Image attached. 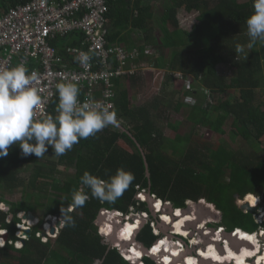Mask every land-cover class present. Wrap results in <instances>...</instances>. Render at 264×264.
Returning a JSON list of instances; mask_svg holds the SVG:
<instances>
[{
	"label": "trees",
	"instance_id": "trees-1",
	"mask_svg": "<svg viewBox=\"0 0 264 264\" xmlns=\"http://www.w3.org/2000/svg\"><path fill=\"white\" fill-rule=\"evenodd\" d=\"M30 1L0 0V18ZM105 1L110 8L108 24L112 44L123 39L128 45H134L132 31L139 30L159 54V58L141 55L128 60L130 65L146 61L152 68L193 78L201 86L185 91L182 102L177 103L174 100L168 103L164 86L159 98L136 106L125 85L126 77L119 78L114 90L115 110L118 120L123 122L121 128L110 125L96 136L80 140L62 156H55L49 147L42 158L34 154L24 157L18 144L10 146L9 154L0 158V231L7 233L6 245L0 248V264H131L117 248L104 242L95 222L105 210H116L125 216L147 213L149 222L137 239L152 251L159 236L155 235L151 223L157 226L159 220L149 203L138 199L143 193L170 203L174 209L185 210L190 203L211 202L223 217L220 227L228 233L242 230L235 233L237 242L249 241L241 250L253 252L252 234L263 231L264 222L258 221L259 211L241 210L242 205L236 198V195L260 198L264 190V41L257 40L252 48L247 47L250 38L246 21L254 13L253 0H163L164 11L156 20H153L154 0ZM181 9L199 13L198 22L191 30L183 29L179 22ZM82 39L84 35L76 33L65 38L58 36L50 44L59 50L64 63L74 64L69 58L73 56L78 63V56L69 49L79 47ZM238 47L243 50L237 51ZM221 65L235 69L230 80L219 73ZM129 80L131 86L140 81L139 77ZM145 81L141 88H146ZM219 91L226 95L233 91L237 96L217 101L213 93ZM189 97L196 99L195 106L184 104L190 103L186 100ZM58 101L59 97L53 103V115ZM173 112L181 113L184 120L173 124ZM231 121L232 128L227 132L225 127ZM205 128L214 134L227 135L232 144L241 138L249 147L234 150L202 139ZM166 129H172L175 138H169ZM47 157L56 160L49 161ZM121 167L132 172L135 180L120 198L114 203L102 202L92 198L86 189L90 199L82 208L68 213L74 217L75 226L64 224L53 240L44 242L38 237L45 234L48 216L63 219L62 209H67L72 202L73 191L82 187L80 178L85 171L108 180ZM71 170L72 177L63 174ZM15 193H21L22 199L14 202L6 199V195ZM6 203L11 205L8 211L2 208ZM156 206L162 203L157 202ZM21 213H33L40 223L30 229L25 247L18 249L15 245L20 240L17 235ZM101 226L102 232L108 234L104 222ZM136 230L133 226L130 236H124L123 225L120 237L131 241ZM199 239L195 237L194 241L200 244ZM225 250L235 251L232 247ZM129 251L140 260L144 256L141 249L133 247ZM125 256L133 257L130 252ZM144 263L156 264L150 258H145Z\"/></svg>",
	"mask_w": 264,
	"mask_h": 264
},
{
	"label": "clouds",
	"instance_id": "clouds-1",
	"mask_svg": "<svg viewBox=\"0 0 264 264\" xmlns=\"http://www.w3.org/2000/svg\"><path fill=\"white\" fill-rule=\"evenodd\" d=\"M253 8L254 13L246 21L247 34L250 38L249 43L247 44L248 48H252L257 40L264 41V0H253ZM183 10L184 9H181L179 13ZM242 50L243 49L240 47H238L237 49V51ZM177 78L183 79L186 83V86L187 83L190 82V78L187 79L182 74H178ZM37 79L38 73L36 71L29 72V69L23 63H19L16 66L6 70H0V158L5 157L9 154V148L13 144L19 145L21 154L24 157L34 154L36 157L42 158L48 152L49 147L53 149L55 156H62L68 151L72 150L73 146L78 144L80 140L94 137L97 135V133L101 132L106 127L118 124L119 121L117 112L114 110L112 104L101 107L98 103L90 104L87 101L80 102V88L77 83H74L72 81L62 82L57 85L59 101L56 105L57 112H55V115L51 113L52 115H48L45 119L38 118L37 109L42 104L43 98L39 90L33 86L34 82ZM187 89L190 90L191 87ZM220 97H224V93H222V96ZM32 141L35 142L33 143ZM134 180L135 175L130 171H126L123 167L117 169L116 174L111 176L108 180H103L85 171L80 178V184L82 185V187L73 191L72 202L69 203L67 209H62L63 219L61 218V216L60 218H57V216H49L48 218L53 221V227L56 231V238L59 235L61 229L64 227V224L73 227L75 226L74 217L68 213L74 211V209L82 208L90 199V196L86 189L90 190L92 198L99 199L102 202L114 203L124 194V192L129 188ZM141 195L145 196V193ZM141 195L138 196V199L143 202L149 203L147 198L145 200L143 197H141ZM158 202H161L163 204V210H158L159 213L163 212L164 214L166 209L169 210L168 207L164 206L165 204L169 203H165L162 200H159ZM156 203H154L153 205V215L155 217H158V215H155V212H157V209L155 207ZM175 210H181V212L183 211V209L174 208L173 211H170L172 213L175 212ZM106 211L108 212L107 214H109V211ZM116 212L117 214L122 215L119 217V219H123L122 224L124 225L126 219H128L130 215L125 216L118 211ZM102 213L104 214L105 211H103ZM139 214L147 215V213ZM21 215L23 216L20 217L22 219V222H26L27 224H20L19 232L24 233L28 237L29 232L27 233L26 231L27 229L29 230L31 228H27V226H37L40 223V220L36 218V220L33 222L29 219L24 218L26 216L25 213H21L20 216ZM171 216L173 217V215ZM149 219H144L142 221H146L147 224L149 222ZM162 220L163 219H161L160 221ZM58 221H60L61 223V226L59 228L55 226ZM45 224L44 228L45 230H47V235L51 236L49 231L52 225H50L48 222H45ZM157 226H159V224H157ZM219 229V233L221 231L223 232V240L225 241V244L227 242H230L226 237V234L224 233V228L221 227ZM157 230L159 232L154 231V233L155 235L159 236V239L156 241L155 245L167 236L170 240L169 236L171 235L161 231L160 229ZM237 231L242 230H236L230 234L234 236ZM3 232L5 234L3 236L1 235V239L5 238L4 240L7 242V233L5 231ZM214 232L217 233L218 231L214 230ZM99 234L100 236H103L102 233ZM255 234L257 235V233ZM43 235L45 236L46 233ZM182 236L180 237V239H182L181 249L184 251L191 250L190 248L192 247V245L189 246L187 242L182 238ZM211 236H213V234ZM56 238L53 237L52 239ZM19 239L20 240L17 243L22 242V244L25 245V241L21 240V238ZM171 239L174 241L178 240L177 242H180L177 237L173 236V238ZM129 243V246H131L132 244V247L133 244H136L134 241ZM261 243L264 246V243ZM200 244L197 243L194 246V250H205L206 247H201L199 246ZM5 245L6 243L3 245V247ZM111 247L117 248L126 261L131 264H135L126 258L121 246ZM219 247L221 248V246ZM146 248L148 251H150V248ZM191 253L189 254L192 256ZM200 256L202 257L201 254ZM194 257H197V255ZM145 258L151 259L149 255L144 254L143 259L141 258L142 264H145ZM155 262L156 264H158L157 261ZM254 262L256 261L252 260L251 263L253 264Z\"/></svg>",
	"mask_w": 264,
	"mask_h": 264
},
{
	"label": "built area",
	"instance_id": "built-area-1",
	"mask_svg": "<svg viewBox=\"0 0 264 264\" xmlns=\"http://www.w3.org/2000/svg\"><path fill=\"white\" fill-rule=\"evenodd\" d=\"M109 11L105 0H32L0 18V70L23 63L29 72L38 73L33 84L43 98L38 118L52 115V105L59 97L57 85L68 81L78 84L80 102L101 107L112 104L115 110L113 80L129 74L128 60L138 53L110 42ZM73 32H81L88 45V52L69 49L78 56L76 69L64 63L59 50L50 44ZM186 100L194 103L192 98Z\"/></svg>",
	"mask_w": 264,
	"mask_h": 264
},
{
	"label": "rangeland",
	"instance_id": "rangeland-1",
	"mask_svg": "<svg viewBox=\"0 0 264 264\" xmlns=\"http://www.w3.org/2000/svg\"><path fill=\"white\" fill-rule=\"evenodd\" d=\"M163 0H157L156 2H162ZM241 2H245V1H247V0H240ZM156 2H155V5H156V7H157V15L158 16H160L161 14H162V12H160V9H161V7L160 6H157V4H156ZM165 3V2H164ZM198 16H199V14L197 13V12H192V13H189V12H186L185 10H183V11H181L180 12V21H181V25H182V28L183 29H186V30H191L192 29V27H193V25L194 24H196L198 21H197V19H198ZM263 47V49H262V51H263V53H264V45H262ZM234 68L232 67V66H230V65H221V66H219V73L223 76H226V77H228V80H230L232 77H233V73H234ZM163 75H165V73H162ZM162 74H159L160 75V77H162L161 75ZM177 75V74H176ZM179 75H181V74H179ZM160 77H155V78H157V79H159L157 82H154V84H152L151 83V79H148L147 81H145V83H146V89H143V90H141L140 92L139 91H136V89L135 88H133L132 87V95H133V97H134V103H135V105L136 106H142L143 104H145V103H147V102H151L152 100H154L155 98H159L160 97V95H161V90H162V86H163V84H164V82L166 81V78H167V76H166V78L163 80V81H160ZM192 78H190V84H191V88H192V86H193V80H191ZM200 86H201V84H199V83H196V87H199L200 88ZM184 87H183V84H182V82H178V85L177 86H175V85H173V87H171V88H169V91H172V90H175V94H169L168 93V103L170 102V101H172V100H174L176 103L177 102H182V96L184 95V93H185V91L187 90V88L185 87L184 89H183ZM178 92H177V91ZM190 91V90H189ZM214 96H215V98L218 100V99H220L221 97L220 96H222V92H215V94H214ZM235 96H237V94L235 93V92H233V91H231V92H228L227 93V95L226 94H224V97H235ZM192 98V97H191ZM192 100L193 101H195L196 102V100L194 99V98H192ZM184 120V117H183V115L181 114V113H179V114H177V113H175V112H173V114H172V116H171V122L174 124V123H177L178 121H183ZM231 124V125H230ZM209 127V126H208ZM231 128H232V121H231V123L229 122L227 125H226V127H225V130L227 131V132H230V130H231ZM182 130L184 131V127H182ZM202 133H203V136H201L202 137V139H205V140H207V141H210V142H212V143H214V144H222V145H228L230 148H232V149H234V150H237V149H244V150H247L248 149V147H249V143L248 142H246L245 140H243V139H241V138H238V140H237V143H234V144H232L231 143V141H230V139L228 138V136L226 135V136H221V135H218V134H214V133H211V129H209V128H205V130H202ZM166 135L169 137V138H175V136H176V133L175 132H173V130L172 129H166ZM121 145L123 146V147H125L126 149H128V150H131V149H129L126 145H125V143L124 142H121ZM262 146H264V139L262 140ZM47 160H56V158L55 157H47ZM49 168V167H48ZM63 170V169H62ZM27 171V169L26 170H24L23 172H26ZM63 174H65L66 176H70V177H72L73 176V171L71 170V171H68L67 173H63ZM54 197V196H53ZM141 197H143L145 200H146V198H145V196H143V195H141ZM259 197L261 198V199H259L260 200V204H257L258 202H256V198H258V197H251V196H248V197H246L247 199V201L248 202H250L251 203V205H259L258 207L259 208H257V210H255L253 213H255V212H258V210H259V215H257V218L259 217V222H264V190L259 194ZM6 199L7 200H9L10 202H14V201H18V200H21L22 199V197H21V193H15V194H9V195H6ZM143 199V200H144ZM41 201H43V200H41ZM205 202V203H204ZM237 202H239L238 200H237ZM236 202V203H237ZM188 205H190V206H188L185 210H183V212H184V214H187V213H189V212H191V213H194L195 215H196V220H195V217H194V221L196 222L195 224V226L194 227H190V228H188V230H186L187 231V233H185V234H182V233H178V232H176V230H174L173 229V227H174V223L172 224V225H170V224H167L165 227H167V229L169 230L168 232H167V234H169V235H171V236H174V237H177L179 240H180V242L178 243L177 241L178 240H176V241H174V240H172L171 238H170V240L168 239V236L167 237H165V239L163 240L165 243H169L171 240V242H173V243H175L177 246H180V247H178V248H180V251H182V249H181V246H182V239H180V237L182 236V235H184V236H182V238L187 242V244L189 245V246H191L192 245V247L190 248L191 249V251H192V255H194V256H196L197 254H199L200 253V251H199V249H198V251L196 252L195 250H194V246L197 244L195 241H196V239H195V241H194V238L195 237H200V239L199 240H201V242H203L204 243V241L201 239V237L202 236H205V237H208L209 239H210V237H212V241H217L218 243H220V242H222V243H220V246H221V248L224 246V242H223V239H222V237L220 236V237H218V236H216L215 235V232H214V230H216V231H220V229L219 228H221L220 226L222 225V219H223V217H221L220 215H221V213L219 212V211H217V208H216V206L214 205V204H212L211 202H206V201H201V202H199V203H197V204H188ZM2 208L4 209V210H9V208L8 207H6L5 205H2ZM239 208L241 209V206H239ZM216 210V211H215ZM242 210V209H241ZM197 212L200 214V216L201 217H199L198 215H197ZM244 212H246V211H244ZM159 212L157 211V212H155V215L157 216L158 215V217H156V218H158V220L160 219H164L163 217V215L166 213V215H169L170 217H172L171 215H173V219L174 220H176L177 219V217H175V212H172L171 213V211L170 210H167L166 209V211H165V213L163 214V212L162 213H159ZM102 212H101V214H100V216H102ZM205 214V215H204ZM209 215H213L212 217L211 216H209ZM100 216H99V218H100ZM127 216V215H126ZM20 217H23L22 215L20 216ZM48 218H49V216L46 218V222H47V220H48ZM99 218H98V220H99ZM136 218H141V220H144V219H149V216L148 215H146V214H134V213H132L130 216H129V219L127 220V221H125V223H124V226H125V224H127V223H129L130 221L131 222H133L134 220H136ZM24 219V218H23ZM98 220L96 221V223H98ZM159 220V221H160ZM164 220H162V221H160L159 222V224L160 223H162ZM178 222H179V224L181 223L180 222V219H178L177 220ZM192 222L191 223H193L194 221H193V219L191 220ZM34 222V221H33ZM27 224L26 222H22L21 223V225H23V224ZM33 225V224H32ZM115 225H121V224H115ZM151 225H152V227H153V229H154V231H158L157 229H159L158 228V226H156L155 224H154V222H152L151 223ZM20 226V225H19ZM19 226H18V228H19ZM45 226H46V224H45ZM111 226V225H110ZM110 226L108 227V230L110 229ZM23 227V226H22ZM33 227H35V226H32V227H28L27 226V228H33ZM187 228V227H186ZM51 229H52V227H51ZM51 229H50V231L49 232H51ZM207 229H210V230H207ZM28 230V229H27ZM30 230V229H29ZM44 230H45V228H44ZM98 232L100 233V230L102 231V227H100V226H98ZM173 230V231H172ZM207 230V231H206ZM226 230L224 229V233L225 234H228L227 232H225ZM30 232V231H29ZM159 232V231H158ZM207 232H208V234H207ZM44 233H46V235L44 236L43 235V233L42 234H40V235H38V237H42V240L44 241V242H46V241H48V239H52L53 237L54 238H56V234L55 235H47L48 233H47V230H45L44 231ZM223 232H221V234H222ZM5 233L3 232V231H0V235H4ZM176 234V235H175ZM180 234H182V235H180ZM207 234V235H206ZM213 234V236H211ZM103 235V234H102ZM120 235V234H119ZM197 235H199V236H197ZM229 235H231V234H229ZM18 238H21V240H23V241H25L26 239H27V236L24 234V233H18ZM188 236V237H187ZM102 238H103V240H104V242H108V240H107V238L103 235V236H101ZM204 237V238H205ZM3 238V237H2ZM208 238H206L208 241H210ZM216 238H218V239H216ZM257 238V240L255 241V239ZM259 238V239H258ZM1 239V238H0ZM5 238H3V239H1L0 240V248L1 247H3V245L6 243V241L4 240ZM121 239H122V237H121ZM53 240V239H52ZM253 240L255 241V243H253L254 244V246L252 247V249H255L253 252H251V256L252 257H250V261L252 262V260L254 259V255L255 254H257V256L259 255V254H261L262 255V257L264 256V246H263V244L261 243V242H264V230L262 231V232H259V233H257V235H254V237H253ZM260 240H261V242H260ZM131 242V241H130ZM200 242V243H201ZM206 243H207V241H205ZM195 243V244H194ZM181 244V245H180ZM208 245H211V243H207ZM260 244V245H259ZM217 245H219V244H217ZM228 245V247H230L229 246V244H227ZM231 245H232V243H231ZM18 249H21V248H23V247H25V245H23L22 244V242H19V243H17L16 245H15ZM203 246V245H202ZM237 246V245H236ZM120 247V246H119ZM157 247V246H156ZM155 247V248H156ZM245 247V246H244ZM247 247V246H246ZM155 248H153V251L155 250ZM208 248V247H207ZM243 247H240L239 249L241 250ZM120 249V248H119ZM262 249H263V251H262ZM197 250V249H196ZM202 250V249H201ZM239 251V250H238ZM14 255H16V256H18L17 254H14ZM190 255V254H189ZM142 259H143V257H141ZM205 258V257H204ZM249 258V257H248ZM189 259V258H188ZM187 259V260H188ZM186 259H183V262H186L187 261ZM204 260H206V258L204 259ZM135 260H133V262H134ZM254 261V260H253ZM0 262H1V260H0ZM139 262H142V260H140ZM234 262V261H233ZM140 264H142V263H140ZM160 264V263H159ZM226 264H232V259H231V261H227L226 262ZM249 264V263H248Z\"/></svg>",
	"mask_w": 264,
	"mask_h": 264
},
{
	"label": "bare ground",
	"instance_id": "bare-ground-1",
	"mask_svg": "<svg viewBox=\"0 0 264 264\" xmlns=\"http://www.w3.org/2000/svg\"><path fill=\"white\" fill-rule=\"evenodd\" d=\"M248 196L249 195H247L246 197H248ZM259 199L260 198H256L255 199L256 202H258L257 204H260V200ZM247 203L251 205L250 202L247 201ZM251 206H254V205H251ZM255 206H257V205H255ZM155 207L157 209L156 211L163 210L162 209V206H160V207L155 206ZM120 216H122V215L121 214H115V213L110 212V211H109V214H105V218L106 219L104 221V224L107 227H109L110 225L111 226H110V229L107 230L108 234H104L101 230H100V233H102L105 237L111 236V234L114 231L113 228H112V226H114L115 224H121L123 222L122 220L119 221V220L116 219L117 217H120ZM163 216H164L163 217L164 218L163 219L164 220L163 221V225H164V229L163 230H165V233H167L169 231L167 229V227H165L167 224L172 225L174 223L173 229L176 230V232L182 233V234L187 233L186 230H188V228L194 227L196 225L195 224L196 222L194 221V217H195V220H196V215L194 213H191V212H189L187 214H184V212H181V210H175V217H177L176 220H174L173 217H170L169 215H166V213ZM128 219H126V221ZM178 219H180V222H181L180 224L177 221ZM192 219L194 221L193 223H191L192 222L191 221ZM107 220L109 222H107ZM141 222L142 221H139V220L136 219L133 222L130 221L129 223L125 224V226H124V234L123 235L124 236H130V232L132 231L133 226H134V229L135 230L136 229H139ZM101 227H103V226H101ZM207 230H210V229H207ZM136 231H134L133 237H134ZM120 232H121V228L118 230V237H119V240L118 241L127 242L128 239H125V237H122V239H121V237L119 235ZM126 232H127V234H126ZM221 232L220 233L217 232L215 234H216V236H218V237L221 236L222 239H224V235H223V233L221 234ZM254 235H256V234H254ZM254 235H252V243H251L252 244V247L254 246L253 243H255V241L253 240ZM133 237H132L131 242L134 241L133 240ZM204 237L205 236H202L201 237V239L204 241V243L200 245L201 247H203L202 245L206 244L205 241L208 242V240L206 238H204ZM233 237H234L235 241L237 242L238 239L236 238V235L235 234H234ZM126 238H129V237H126ZM169 238H173V236H169ZM164 239L165 238H163L162 240H160L153 247V248H155L157 246L154 251H153V249H152V251H150V253H153V254H150V256L155 261H157L158 264L160 262H162L163 264H226V262L227 261H231V259H232V264H248V263L249 264H252L251 261H250V257H252L251 256V253L250 252H246V251H242V250L241 251H237L238 250V246H236V244H233V243L231 245L230 242H227L226 244L230 243V247L234 248L235 251L234 252L227 253L225 249L228 248V245H226L225 243H223L224 246L222 248H220L219 246H220V243H222V242L218 243L216 240L215 241L210 240L209 243H211V245H208L207 244L205 250H203V249L202 250H199L200 251V254L202 255V258H201L202 260L200 261L199 258L194 257L193 255L192 256L189 255V253H191V250H187V251L182 250V251H180V248H178L179 246H177L175 243H173L171 241L169 243H165L163 241ZM216 239H218V238H216ZM223 242H225V241L223 240ZM248 242L249 241H246V240H243L242 239V241L240 240L237 243H247V245H248ZM217 244H219V245H217ZM119 246L120 245L118 243L117 247H119ZM133 247L136 248V250H138V249H141L142 250V248L138 247L136 244H133ZM133 247H132V244H131V246H129L128 249L133 248ZM128 249L123 248L122 251H123L124 254L125 253L128 254V252H130L133 255V257L135 258V262H133V260H134L133 257L130 258V259H128V260L132 261L135 264H140L141 262H139L140 261L139 257L135 253L129 251ZM262 251H263V249H262ZM156 253L158 254V256L156 255ZM142 254H143V250H142ZM204 257L206 258V260H204L205 259ZM183 259H186V260L188 259V260L186 262H183ZM253 260L256 261L253 264H264V256L262 257L261 254H259L258 256H257V254H255Z\"/></svg>",
	"mask_w": 264,
	"mask_h": 264
},
{
	"label": "crops",
	"instance_id": "crops-1",
	"mask_svg": "<svg viewBox=\"0 0 264 264\" xmlns=\"http://www.w3.org/2000/svg\"><path fill=\"white\" fill-rule=\"evenodd\" d=\"M157 0H154V2H153V9H154V13H155V16H154V18H153V20H156V17L158 16L156 13H157V7H156V5H155V2H156ZM162 3H164V2H156V4H157V6H162L161 7V9H160V12H163L164 10H162L163 9V5H162ZM165 4V3H164ZM161 16V15H160ZM159 16V17H160ZM180 13L178 14V19H179V22H180V24H181V21H180ZM152 20V21H153ZM154 23H155V21H154ZM182 26V25H181ZM76 33H79V34H82L81 32H73V33H70V34H68V35H65V36H63L62 35V37H69V36H73L74 34H76ZM132 34H133V36H134V38H135V44L134 45H132V46H130V45H128L126 42H125V40H123V39H120L119 40V42L118 43H116V44H119V45H121V46H123V47H125L126 48V50L128 51V52H130V53H133L134 51H136L137 53H138V55L135 57V58H140L141 57V55H145V56H147V55H152L153 57H155L154 55H157L156 56V58H159V54H157V51L155 50H152V49H154L153 48V46L151 45V44H149V43H147V41H146V38H145V34L144 33H142L141 31H139V30H133L132 31ZM59 37H61V35L59 36ZM84 40V41H83ZM80 43H81V47L79 46V47H73V48H79L81 51H85V52H88V45L85 43V38L84 39H82V40H80ZM151 51V53H148V52H150ZM147 53V54H146ZM134 58V59H135ZM146 58V57H145ZM69 60L71 61V60H73V63L74 64H69L68 63V65L71 67V68H74V69H76V68H78V63H75V60L73 59V56H71V58H69ZM128 71L129 70H131L132 71V73H129V74H127V75H125V76H123V77H120V78H125L126 77V81H125V85H126V87H127V89H128V91H129V93H130V95L132 96V98H133V95H132V87L133 88H135L136 89V91H141V90H143V89H146V88H141L142 87V84H143V82L146 80H148V79H151V83L152 84H154V82H157L159 79H157L158 77H160V75L159 74H162V73H165V75H161L162 77H160V81H163L165 78H166V76H167V78H166V81L164 82V84H163V86H162V89L164 88V86L166 87V93H167V95H168V93L169 94H175L174 92H175V90H172V91H169V88H171V87H173V85H175V86H177L178 85V82H182V84H183V87L185 88H187V86H186V83H185V81L183 80V79H180V78H177V75L178 74H181V73H175V74H173V73H171V72H167V71H163V70H158V69H156V68H152L149 64H147V62L145 61H141V62H139V63H132V65H130L129 63H128V65H127V68H126ZM177 74V75H176ZM133 77H139V79H140V81L138 82V84L137 85H134V86H131V83H130V80L129 79H132ZM155 77H157V78H155ZM116 79H119V78H115L114 80H113V84H114V89L115 88H117V86H116ZM127 79H128V81H127ZM192 80H193V86H196V83L194 82V79L192 78ZM172 81V82H171ZM125 87V88H126ZM183 88V89H184ZM188 90V89H187ZM186 90V91H187ZM162 91V90H161ZM177 91V90H176ZM189 91V90H188ZM178 92V91H177ZM161 93V92H160ZM83 94H85V92L83 93ZM101 95V93L100 92H98V96H100ZM115 99H117L116 98V94H115V98H114V104H115V109H116V103H115ZM195 99V98H194ZM196 100V99H195ZM218 101V100H217ZM186 102V101H185ZM184 102V104H187V105H190V106H195L196 105V103H197V101L195 102V101H193L194 103L192 104V103H185ZM135 104V103H134ZM116 111V110H115ZM55 112H57L56 110H55ZM119 121V120H118ZM122 121L120 120L119 122H118V124H116L115 126H117L118 127V125H120V126H122ZM219 211V210H218ZM220 212V211H219ZM221 216V215H220Z\"/></svg>",
	"mask_w": 264,
	"mask_h": 264
},
{
	"label": "water",
	"instance_id": "water-1",
	"mask_svg": "<svg viewBox=\"0 0 264 264\" xmlns=\"http://www.w3.org/2000/svg\"><path fill=\"white\" fill-rule=\"evenodd\" d=\"M118 127L121 128V126H119V125H118ZM150 176H151V175L148 173V177H150ZM145 197H146L147 200L149 201L150 208H151V210L153 211V210H154V206H153L154 203L158 202L159 200L155 199V197H151L149 194H146V193H145ZM236 198H237V200L239 201V203L242 205V206H241V209H242L243 211L253 213L255 210H257V208H258V206H259V205H257V206H251L250 204H248L247 201H246V197H242V196H240V195H236ZM243 203H244V204H243ZM5 206L8 207L9 209H11V205H10L9 203H6ZM164 206H165V207H168L169 210H172V211H173V206H172L170 203H169V204H165ZM112 212L115 213V214H117L116 210H113ZM182 212H183V211H182ZM107 213H108V212L105 210V213L102 214V216H100V218H99V220H98V223H95V226H96L97 228H98V226L102 225V223L105 221V219H106V218H105V214H107ZM197 215H198L199 217H201L200 214H199L198 212H197ZM204 215H205V214H204ZM24 218L29 219V220H31V221H35V220H36V216H35L33 213H29V214L26 215ZM57 218H60V216H57ZM116 219H117V220H122V221H123V219H122V218L119 219V217H117ZM47 222H48L50 225H52V229H51L50 234H51V235H55V232H56V231H55V228L53 227V221H52L51 219H48ZM117 223H118V222H117ZM55 226L59 228V227L61 226L60 221H58V222L56 223ZM145 226H146V221H142V223L140 224L139 229H137V231L135 232V235H134V237H133V240H134V242H135L140 248H142L144 254L150 256L151 253L147 250V248H146L147 246L144 245L143 243H141V242H139V241L137 240V236L139 235V233L142 231V229H143ZM122 227H123V224H122V223H121V225H115L114 231H113V233L111 234V236H107V240H108L107 243L110 244L111 246H117L118 243H119L120 246H121L122 248L128 249V248H129V243H128V242L118 241V240H119V237H118V230H119L120 228H122ZM158 228H159L161 231L165 232V230H163V229H164L163 222L159 224ZM29 231H30V230H27L26 232L28 233ZM243 232H244V231H243ZM229 234H230V233L226 234V237L229 239V241H230L231 243L236 244L238 247L248 246L247 243H237V242L235 241L233 235H232V234L229 235ZM23 243H24V242H23ZM127 243H128V244H127ZM128 250H129V249H128ZM195 251H196V250H195ZM150 257H151V256H150ZM197 258H199L200 261L202 260V259H201L202 257L200 256V253L197 254ZM151 259H153V258L151 257ZM153 260H154V259H153ZM154 261H155V260H154Z\"/></svg>",
	"mask_w": 264,
	"mask_h": 264
},
{
	"label": "flooded vegetation",
	"instance_id": "flooded-vegetation-1",
	"mask_svg": "<svg viewBox=\"0 0 264 264\" xmlns=\"http://www.w3.org/2000/svg\"><path fill=\"white\" fill-rule=\"evenodd\" d=\"M258 211H259V210H258ZM209 216H211V217H212L213 215H209ZM215 235H216V234H215ZM210 239H211V240H213V239H212V237H210ZM210 239H209V240H210ZM207 243H209V241H208ZM207 243H206V244H204L203 246H205V247H206V246H207ZM263 243H264V242H263ZM151 254H153V253H151Z\"/></svg>",
	"mask_w": 264,
	"mask_h": 264
}]
</instances>
